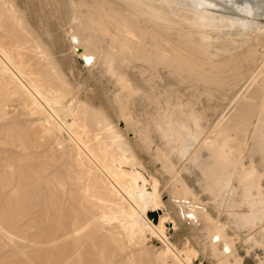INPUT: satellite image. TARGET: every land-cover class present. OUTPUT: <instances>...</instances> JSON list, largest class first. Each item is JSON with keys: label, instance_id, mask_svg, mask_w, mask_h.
<instances>
[{"label": "rangeland", "instance_id": "rangeland-1", "mask_svg": "<svg viewBox=\"0 0 264 264\" xmlns=\"http://www.w3.org/2000/svg\"><path fill=\"white\" fill-rule=\"evenodd\" d=\"M96 1L77 0L76 2L75 0L74 4L77 6L75 8H78L76 9V13L78 14L80 11L79 9H81L82 12L80 11L81 13L78 15L85 16L86 7L88 13L92 8L94 9L96 4H111L112 2V0H105L106 2L104 0ZM60 2L61 0H6L5 3L6 7L10 5L15 13V17H17L22 27L27 31L28 36H26V38L32 39V41L27 43L28 49H24L26 55L33 63H36L38 60L37 53L45 51L49 56V60L56 65L65 81V89L68 90H66L62 100L55 106L56 116L62 122L69 123L72 120L78 104L86 103L87 107L94 109L91 113H95L96 115L95 119H88V123L94 129L103 130L104 137L107 134L105 138L106 141H109L108 132L115 130L119 132L122 137L114 139L113 148H115L117 152H120L122 151L120 148L121 146L122 149H125V152L136 153L139 157L140 164L136 165L135 169L146 179H155L157 191L164 203L163 206L148 209V218L154 224H158L160 215L166 211L168 212V217L163 223L164 235L171 246L176 250H180L184 242H188L187 245L195 249V254L191 258V264H217V260L221 259V257L225 258L224 260L227 261L228 264H264V168L258 163L255 164L247 161L249 152H258L254 149L249 150V146L255 132L260 131L258 125L260 124V118L264 116V90L261 92L253 120L240 146H235L236 141L232 131L226 134L221 129L223 126L222 123H224L223 120H225L223 118L232 114V112L238 108L239 103L242 101H240V99L244 95L243 101L245 102L246 96L248 98L247 93L249 94L250 91L252 92L254 90L252 88H256V86L260 85V78L264 77V0H167V2H171L172 7H170L169 4L164 7L163 2L161 3L159 9H161V12L165 15L166 22L156 21L159 25L152 19L146 20V18H143L144 21L146 20V22H144L140 17L136 18L129 15L131 21H136V24L132 22L134 23V28H136L135 33L137 36L148 28V30H146V35L144 32L142 34L144 35L143 37L139 35L140 37L136 36V38L135 36L132 38L126 36L120 28L114 27L116 24L113 23L108 25L107 32L105 29L95 25L96 18L94 19L93 17H91L90 20H84V29L79 31L73 26V23H70L71 21H68L72 15L71 13L69 15L68 11L64 12V2L62 1V6ZM78 2L81 3L80 7ZM82 3L84 6H81ZM89 4L92 8L88 6ZM203 4L204 7L206 6L205 8L202 7ZM207 4L209 5L207 6ZM120 11H122V9ZM125 11L126 10H124V12ZM65 14H68V19ZM151 21L152 24H156V26H162L159 37H154L153 32L157 28L151 25ZM86 22L89 25H87ZM5 23L4 25L7 29L8 22ZM137 23L139 25H137ZM152 26L155 27L154 30H152ZM138 28L140 32L138 30L137 33ZM140 28L145 30L143 31ZM147 31H149V36H153L154 38H150ZM151 33L152 35H150ZM92 37L97 38L96 48L91 49L83 46L85 41H90ZM14 38L15 37L11 35V33H8L3 40L6 42H14ZM126 39L130 40V43ZM190 41H195V43L193 44ZM183 42L191 48H196L198 46V49L199 47L200 49L205 48L203 50H207L206 52H208V55H206L207 57H204L206 61L198 66L196 70L195 68H191L190 70L188 69L189 67L186 66V68L188 67L187 70L192 73L190 77L188 72L185 74V68H182L183 74L181 70H178L180 73L177 74L178 72L176 70L179 69V67L176 64L170 61H163L164 58L168 57L167 49L170 46L178 47L180 43V46H182ZM143 43L146 47L143 45L141 49L140 47ZM133 44L134 46H132ZM196 44L197 46H195ZM135 45L136 48H134ZM156 47L160 48L161 56L158 54L159 51L158 53L156 52L157 54L154 52L157 51L155 50ZM130 48H132V52ZM152 48L154 51H152ZM103 49L109 50L116 57L115 70L109 69L98 55L100 51H104ZM148 49H150V51H148ZM134 52L135 55H139L135 56ZM142 52L145 53L144 57L146 60H148V54L150 56L156 55L155 57L152 56L151 60L153 61L155 58V60L158 59L157 56H159V59L156 62L154 61V64L153 61L149 59L147 61L148 64L144 67L146 60L144 62L143 59V64L141 63L143 55L141 58L140 55ZM198 54L201 55L200 53ZM198 54L195 57L200 58ZM161 57H163V64L164 62L167 63V67H169L170 63L173 66L176 65L177 68L175 71L177 73H172L170 68H165V64L162 69L161 67H163V64L160 60ZM139 58L140 61L138 60L136 65H138L140 69H138V71H141L140 73L137 71V68H135V63H132ZM149 61H151L152 65ZM159 61H161V64L159 65L158 63L157 66L159 68H157L155 64ZM229 61L231 64H229ZM231 61L235 62L233 63ZM139 62L142 64L143 68H141ZM226 63H228V65ZM153 65L155 66L154 68L152 67ZM178 65L181 69V66L183 67L184 64ZM173 66H171V68H173ZM38 67L42 69L41 73H43L44 77H47L46 72L43 71V69L46 68L41 67L40 63ZM146 68H148V70ZM145 69L147 71H145ZM151 71L152 73H150ZM154 71L156 73H153ZM157 71L159 73H157ZM195 71L196 74H194ZM224 72L229 75L224 74ZM142 74H145L144 76L146 78L148 77L147 81ZM174 74L177 75L175 78H177L178 81L174 80ZM178 75L181 79H179ZM195 75L198 78L195 77ZM200 75L201 77L203 76L205 80L204 86H200V84L204 82ZM227 75L229 77L231 76L230 79ZM150 76L153 79L151 78L149 80ZM193 77H195L194 79H198L196 80V82H199L197 85L196 82L192 83V81H190V79L193 80ZM219 77L220 79H225L223 81H226V84L223 85V81L220 80ZM205 78L210 83H208ZM214 78L215 81L218 79L220 80L217 81L218 83L222 81L223 90H221L220 86V89L216 91L218 93H215L217 96L212 93L215 91V87L217 88L218 86L216 84L217 82L212 83L216 84V86H213V89V87H211V82L213 81H209L214 80ZM144 80L147 82H144V86L149 83L151 84L153 81L156 87L155 88L153 84L147 85L146 88H149L152 94H148L150 92L147 91L148 97L146 96L147 89H143V85L141 87L140 84V81L143 82ZM177 83L180 85V93L182 94V91L184 93L183 97L180 94L182 99H180L177 94V99L180 101L176 100V95L174 94L176 93V89L178 92L180 91ZM207 84L209 89H206L208 87L205 88ZM227 84L228 86H226ZM152 85L153 89L158 93L152 90ZM123 87L128 90L127 94L122 91ZM167 88L168 93L165 90ZM174 88L176 89L173 90ZM170 89L172 93L174 92L172 94L173 98L170 96ZM210 89H212V92ZM154 92L156 95H153ZM224 92L226 95H224ZM161 93L163 97L166 95H168V97L162 98ZM186 94L188 97L187 100L185 98ZM189 95L193 100L196 97V103L191 102L192 99L189 98ZM151 96L158 97V99L155 100L156 102L154 100L152 101L153 97ZM115 97L123 100L124 104L122 110H119L115 106ZM128 98L136 104V106H134L135 104L129 100V102H132L129 103L130 106L133 104L130 110L127 109L126 106ZM197 98L201 99L198 100ZM141 99L145 101V104ZM169 99H172V101H169ZM173 99L176 101L174 104ZM203 99L206 100L203 101ZM149 100H151V102ZM162 100L164 103L161 102ZM181 100H186V103L183 101L184 105L182 108L180 105ZM138 101H140L139 105H137L139 103ZM237 101L239 103L236 105ZM243 101L240 104H242ZM146 102L149 108H146L147 106L145 107V105H147ZM153 102L156 103L155 106L158 105L157 102H159V109L153 107ZM177 102L180 103V106L176 108V106H178ZM10 103L11 106L8 107L10 111L9 117L1 119L0 125L7 126L12 123L18 126L20 130H22V133L18 135L25 137L31 146L29 151L23 152L21 148L16 145L2 143V157L9 163L13 159L21 157L24 153H29L35 164H44L46 169L42 175L43 179L39 183L42 199L46 191V184L44 181L46 177L62 179L66 185L69 186L68 163L70 158L68 152L70 151L68 146L65 145L62 147L61 144H58L55 136H47L38 133L39 120L48 119L56 122L55 118L44 108L38 113H30L20 107L16 101ZM175 103L177 104L176 106ZM141 104L144 106H140ZM169 104L172 107L175 106L178 112L181 111V113L179 112L180 115L178 112H175L176 110L174 108H171V106L169 107ZM163 105L166 110L163 109ZM137 107L138 110L140 109L139 111L142 117L139 116L140 114L138 115L140 112H136ZM144 107L145 110L147 109L146 111L151 109L155 112V116L152 114V111L150 114V110L147 112L150 116H146L145 114V118L149 117L150 119H146V124H144V113H142L141 110L143 109L144 112ZM159 110H162L166 115L162 114V111L159 112ZM210 114H212L211 117H209ZM156 115H159V117L155 118L157 117ZM153 119L155 120L153 121ZM106 124L112 126L113 129H108L106 131ZM149 128H152V130ZM154 129L159 133V136L154 133ZM6 137L7 135L4 132L0 133V140H4ZM123 142H127L129 147L123 145ZM204 145H214V148L219 149V151L215 152V157L212 161L214 167L207 169V173H202L203 180H206L205 184L202 186L204 191L202 194H204L203 197L206 196V198L200 200L198 199L196 186L190 182L185 175L187 172L190 173L192 171L191 165L198 152H206V149L203 150L205 148L203 147ZM173 152L185 153L177 160ZM238 184L240 186L237 188ZM173 198L178 202L182 201L183 209L180 208L178 211L177 208H175ZM192 207L196 208V211L194 210L196 216L199 214V209L205 211L210 225L214 226V242H212V246L209 248L203 249L202 244L198 242L191 231V227L189 226L191 222L183 219V216L189 215L188 211ZM231 211L234 214V218L231 222H227L225 220V215ZM249 213L254 214L253 217H251V222L247 227L241 228L239 231L240 233L237 234L235 232V226L239 223L237 219L241 220L244 214ZM71 217L72 215L68 214V219ZM191 218L194 220L196 217L191 216ZM229 230L232 232L231 234H228ZM163 248L164 244L161 239L148 234L145 241L140 246L129 242L125 253L135 254V264H161L162 252H164ZM165 257H167L164 259L166 260V264L168 262H170L169 264L174 263L170 261L172 259L169 258L168 255H165Z\"/></svg>", "mask_w": 264, "mask_h": 264}, {"label": "bare ground", "instance_id": "bare-ground-1", "mask_svg": "<svg viewBox=\"0 0 264 264\" xmlns=\"http://www.w3.org/2000/svg\"><path fill=\"white\" fill-rule=\"evenodd\" d=\"M62 1L64 2L63 7L65 6L64 9L62 8L64 12L68 11L69 15L70 13L72 15L70 16V19H68V14H65V16L67 15L66 18L68 19V21H71V24L73 23V26L77 30L80 31L81 29H84V20L87 21V19L90 20V18L93 17L94 19L96 18V26L101 27L107 31L108 25L110 23L116 24V26L114 25V27L120 28L122 32L126 34V36H130L131 38L133 36H135L136 38L137 35L135 33L136 28H134L133 26V22H135L136 24V21L132 20V22L130 16L136 18L140 17V19L142 20L143 18H146V20L152 19L155 22H166L165 15L163 14V12H161V9H159V7L162 2L164 4V7H166L167 4L172 7L171 2H167V0H112V2L110 1L111 4L98 2L99 4H96L94 6V9L89 4L88 6L92 8V10L88 12L89 15L87 13V7L85 5L86 12L82 9L86 13L84 15H87L85 17L82 15H78L82 12L81 9H79L81 12L79 11L78 14L76 13V9L78 8H75L77 7L75 6L76 4H74L75 0H61V6L63 4ZM95 1L96 0H94V2ZM5 3L6 0H0V120L9 117L10 111L8 107L11 106L10 102L12 101H16L20 107L30 113H38L44 108L46 111L49 112L52 117L55 118L56 122H53L48 119L39 120L38 133L45 134L47 136H55V139L58 141V144H61L62 147L67 145L70 151L68 152L70 159L68 163L69 186H67L62 179L55 177H53L52 179L50 177H46L44 180L46 184V191L42 199L39 183L43 179L42 175L44 174V170L46 169V167L44 166V164H35L29 153H24L21 157H17L16 159H13L11 162L7 163L5 158H3L1 155L3 152L2 143H10L16 145L20 147L23 152L29 151L31 144L25 137L18 135L19 133H22V130H20L18 126L13 125L12 123L7 126L0 125V133L4 132L7 135L4 140H0V264H135V254L125 253L128 247V243L132 242L133 244L140 246L145 241L146 236L148 234L158 237L164 244V252H162L163 256L161 264H166V260L164 259L167 257H165V255H168V257L172 259L170 261L174 262L173 264H191V258L195 254V249L192 246L190 247V245H187L188 242H184L181 249L176 250L173 246H171V244L168 242L164 235L163 223L164 220L168 217V212L163 211L164 213L160 215L158 224H154L148 218V209L163 206L164 203L162 202L160 195L157 191V184L155 179H146L139 171L135 169V166L140 164L139 157L136 155V153L125 152V149H122L121 146L120 148L122 151L120 152H117L115 148H113L114 139L117 137H122L119 132L117 130L108 132L109 141H106L105 138L107 137V134L104 137L102 132L103 130L100 131L97 128L94 129L88 123V119H95L96 115L95 113H91L94 109L87 107L86 103L78 104L76 111L72 117V120L69 123L62 122L56 116L55 106L62 100L66 90H68L65 89V81L59 73L56 65H54V63L49 60V56L45 51H40V53H37L38 60L36 63H33L32 60L26 55L25 50L28 49L27 43L32 41V39L26 38V36H28L27 31L22 27L17 17H15V13L11 9L10 5L6 7ZM83 3L81 6H84ZM78 4L80 7L81 3L78 2ZM209 4H207V6ZM202 7H204V4ZM119 9H122V11H120ZM124 10H126L127 13L130 14H127L126 11L124 12ZM146 20L143 21L146 22ZM5 22H8L7 29L4 25ZM156 24L159 25V23L157 22ZM156 24H152L151 21V25H154L157 28L153 32V35L154 37H159V35L161 34L162 26H156ZM137 25L139 24L137 23ZM154 26H152V30H154ZM138 30L139 28L137 29V33ZM146 30H148V28H146ZM146 30L144 31L145 35ZM148 32L149 31H147V34L149 36ZM8 33H11V35L15 37L14 42H6L3 40V38H5ZM142 34L139 33V35L143 37L144 35ZM150 35H152V33ZM149 37L152 38L153 36ZM96 40V37H92L90 41H85V44H83V46L91 49L96 48ZM126 40L128 42L130 41L128 39ZM190 42H192L193 44L195 43V41ZM134 44L132 46H134ZM180 44L178 45V47L170 46L167 49L168 57L164 58L167 60H164L163 57H161L160 60L162 61L163 59V61H170L171 63L176 64L179 67V69L176 70L177 66L171 65L170 62V64L168 63L169 67H167V63L164 62V64L166 65L165 68H170L172 70V73H175L177 71L178 73H176L179 74L180 71L178 70H181L183 74L182 68H185V74H187L188 72V75L190 77L192 73L191 71H188L187 68L189 67L188 69L190 70L191 68H195L196 70L198 66L202 65V63L206 61L205 58L207 57L206 55H208V52H206L207 50H203L205 48L200 49L199 47L198 49L197 44L195 45L197 46L196 48H191L189 47V45H185L186 43L184 42L182 46H180ZM143 45L144 43L141 45V49ZM132 48H130V51L132 50ZM134 48H136V45ZM103 50L104 51H100L98 55L102 58L103 62L109 69L115 70L116 57L109 50ZM155 50L157 51H154L152 48V51H154L155 53H158L159 51L158 54L159 56H161L160 48L156 47ZM148 51H150V49H148ZM198 53H200L201 55H199ZM197 54L200 56V58H202L200 59L195 57L197 56ZM144 56L145 53L142 52L140 55V58L142 59V64L143 59L144 62L146 60ZM147 56V59L151 60L152 56L154 55L150 56L148 54ZM159 56H157L158 59ZM140 58L135 60L136 62L131 61L132 63H135V68H137V71L139 67L138 65H136V63L138 60L140 61ZM155 59L154 61L156 62L158 59ZM148 60H146L144 67H146L145 65L148 64ZM151 61H149V63H151ZM161 61L157 62L155 65L157 66L158 63L160 65ZM39 63L41 64V67L46 68L43 69V71L46 72L47 77H44L43 73H41L42 69L38 67ZM142 64L141 68H143ZM164 64L163 67H161L162 69L164 68ZM178 64L184 65L183 67L181 66L180 69V66ZM226 64L228 65V63ZM229 64H231L230 61ZM170 65L173 66L174 72L173 68H171ZM186 66L188 67L186 68ZM152 67L154 68L155 66L153 65ZM148 68L146 69L148 70ZM157 68L159 67L157 66ZM146 69L145 71H147ZM133 71L136 72L135 70ZM152 71L150 73H152ZM153 73L156 72L154 71ZM157 73L159 72L157 71ZM194 74H196V71L194 72ZM224 74L228 73L224 72ZM144 75L143 77L146 78ZM175 76L177 75L174 74V78ZM195 77L197 76L195 75ZM195 77H193V80L190 79L192 83H195L196 80H198L194 79ZM151 78L152 77L150 76L149 80ZM202 78L203 76L201 77V79ZM179 79L181 78L179 77ZM147 80L148 77L146 78V81ZM174 80H177V78H175ZM203 80L204 78L202 79V81ZM220 80L223 81L225 79L221 78ZM146 81H140V84L141 87L143 85V89H147L146 96L148 97V94H151V92L149 91L150 89L146 87L150 83L148 81L149 84L144 86V82L147 83ZM206 81L208 82L207 79ZM209 81H213L211 82V87H213L214 85L216 86V84L218 85V89L216 87L214 89L213 87V89L215 90H213L214 92H212V89H210L213 95L215 93H218L216 91L220 89V86L221 90H223L221 83L222 81L218 83L217 81H215V78L214 80ZM215 82L217 83L212 84ZM197 83L199 82H196V85ZM204 83L205 80L203 83H201L203 85L200 84V86H204ZM151 84L154 85L153 81L151 82ZM224 84H226V81H223V85ZM153 85L152 90H154ZM177 85L179 84L177 83ZM226 86H228V84ZM206 87H208V84L207 86H205V88ZM168 88L165 90L167 91ZM176 88H174L173 90H175ZM178 89H180V85ZM206 89H209V87ZM252 89H254L252 92L249 90L250 95L247 93L248 98L246 96V101H243V97L245 96L244 95L240 99V101L242 100L243 103L240 104L242 101L240 102L238 100L240 102L239 103L237 101L236 103V105L239 103L238 108L235 106L237 109H235L234 107L235 111L232 112L231 110L232 114H229L225 118H223L225 120H223L224 123H222L223 126L221 129L226 134L231 133L230 131H232V134L235 137L236 147L241 145L242 140L245 138L248 132V127L251 124V121L253 120L255 109L258 105L261 92L262 90H264V77L260 78V85ZM122 91L127 94L128 90L123 87ZM147 91H149L150 93L147 94ZM169 91L171 92V89ZM155 92L153 95H156ZM175 92L176 93H173L176 95V100L180 101L179 99H177V96L179 95L180 97L181 89L179 92L176 89ZM173 93L171 92L170 96H172ZM183 94L184 93L182 91V97ZM224 95H226L225 92ZM215 96H217V94H215ZM164 97H168V95ZM164 97L162 94V98ZM154 98L156 97L154 96L152 98V101L158 99V97L156 99ZM185 98L187 100V94ZM189 98L192 99L190 95ZM114 99L115 106L119 110H122L124 104L123 100L118 97H115ZM180 99L182 98L180 97ZM195 99H192L191 102L196 103ZM129 100L131 99H127L126 106L127 109L130 110V107L133 106V104L135 103L131 100L133 104L130 106L129 103L131 101L129 102ZM170 100L172 101V99H169V101ZM186 100H181V104L177 102L178 106H176L177 104L175 103L176 108L180 105L182 108V106L184 105L183 101L186 103ZM204 100L206 99H203V101ZM149 101L151 102V100ZM138 102L139 103L137 105L140 104V101ZM143 102L145 104V101ZM161 102H163V100ZM174 102L176 101L173 99V104ZM157 103L158 105L155 106L156 103H154L153 107H157V109H159L158 106H160V104L159 102ZM148 104L145 105V107L147 106L146 108H149ZM134 106H136V104ZM140 106H142V104ZM140 106L138 107L141 108ZM170 106L171 105L169 104V107ZM175 106H171V108L175 109ZM138 107L136 109V112H140V109L138 110ZM163 109L166 110L165 106ZM141 110L142 113H144V118L145 114L146 116L149 115L147 114L149 110L150 114L152 111V114H154L155 116V112L151 109H149L148 111H146V109L144 112L143 109ZM162 110H159V112ZM177 110L175 111L176 113L178 112ZM163 111L162 114L166 115V113H163ZM179 112L181 113V111ZM138 115L141 116V112L138 113ZM159 115H156L157 117L155 118H158ZM211 115L212 114H210L209 117H211ZM147 118L149 119V117ZM147 118H145L144 124H146ZM154 120L155 119H153V121ZM108 124L105 125L106 131L108 129H113L112 126H108ZM154 128L157 129L156 127ZM258 128L260 129V131L255 132L249 146V150L254 149L258 152H249V154L247 155V161L255 164L258 163L260 166H262V168H264V116L260 118V124L258 125ZM155 129L154 133L158 134L159 136V133ZM150 130H152V128ZM122 144L126 147H129L127 142H123ZM203 147L205 148L202 149H206V152H198L191 165L192 171L190 173L187 172L185 175V177L188 178V180L196 186L198 192V199L200 200L206 198V196L203 197L204 194H202L204 192L202 186L205 184L206 181L203 180L202 173H207V169L214 167L212 161L215 157V152L219 151V149L214 148V145H204ZM184 153L185 152H173L177 160H179ZM239 186L240 185L238 184L237 188ZM173 200L175 208H177V210L179 211V209L182 208V201L178 202L175 198H173ZM194 210L196 211V208L192 207L188 211L189 215L183 216V219H186L188 220V222H191L189 223L191 231L194 237L198 240V242L202 244L203 249L209 248L212 246V242H214V226L210 225L207 213L205 211L199 209L198 212L200 215L198 214L196 216V212ZM68 214L72 215L70 219H68ZM253 215V213L244 214L241 220L237 219V221L239 222L235 226V232L237 234L240 233L239 231L241 230V228L247 227V225L251 222V217H253ZM191 216H195L196 218L193 220ZM233 218L234 214L232 213V211L225 215V220L227 222H231ZM229 233L231 234L232 232H230L229 230L228 234ZM214 247L216 248L215 244ZM224 259L225 258L223 257H221V259H218L217 264H228L227 261H225ZM169 263L170 262H168L167 264Z\"/></svg>", "mask_w": 264, "mask_h": 264}]
</instances>
